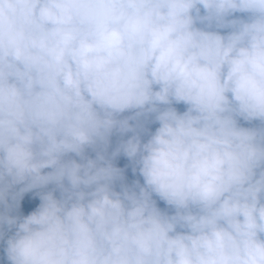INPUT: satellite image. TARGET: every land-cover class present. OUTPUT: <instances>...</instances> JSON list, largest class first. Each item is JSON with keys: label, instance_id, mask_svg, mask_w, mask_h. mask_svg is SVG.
<instances>
[{"label": "clouds", "instance_id": "1", "mask_svg": "<svg viewBox=\"0 0 264 264\" xmlns=\"http://www.w3.org/2000/svg\"><path fill=\"white\" fill-rule=\"evenodd\" d=\"M0 204V264H264V0H0Z\"/></svg>", "mask_w": 264, "mask_h": 264}, {"label": "trees", "instance_id": "2", "mask_svg": "<svg viewBox=\"0 0 264 264\" xmlns=\"http://www.w3.org/2000/svg\"><path fill=\"white\" fill-rule=\"evenodd\" d=\"M177 107L181 111L184 109L183 105H179ZM157 126L158 125H152L151 127L154 130L155 127H157ZM115 141H116V137H113V147L115 146ZM89 154L94 156V153H92L91 151L89 152ZM115 163L118 167L125 168V176H126L127 182L131 183L135 179H140L141 183L143 182L142 177H139L138 174L134 175L131 172V167H130L129 162L127 161V159L125 157H123V156L118 157L117 160L115 161ZM45 171H48V170H45ZM20 187H22V185L16 186L14 189H12V192L14 193V192L18 191ZM52 187H53L52 185H49L47 188L34 189L31 192L24 194L20 200L19 207L18 208L13 207L11 210V214L16 215V216H21V217L28 215L31 211L35 210L36 207H38V205L40 203V199H39L38 194L43 193V192H47ZM56 194L59 195V192L57 191ZM8 199H9V202H11L10 196L8 197ZM158 206H160L161 208L165 207V205L162 201H158ZM4 210H5L4 205L0 204V211H4ZM3 259H4L3 245L0 244V262H2Z\"/></svg>", "mask_w": 264, "mask_h": 264}, {"label": "rangeland", "instance_id": "3", "mask_svg": "<svg viewBox=\"0 0 264 264\" xmlns=\"http://www.w3.org/2000/svg\"><path fill=\"white\" fill-rule=\"evenodd\" d=\"M245 126H248V125H245Z\"/></svg>", "mask_w": 264, "mask_h": 264}]
</instances>
